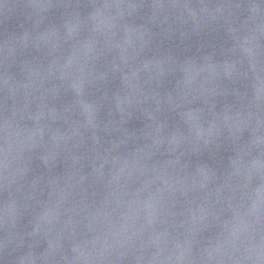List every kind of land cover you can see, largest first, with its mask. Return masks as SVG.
Segmentation results:
<instances>
[{"label":"water","instance_id":"obj_1","mask_svg":"<svg viewBox=\"0 0 264 264\" xmlns=\"http://www.w3.org/2000/svg\"><path fill=\"white\" fill-rule=\"evenodd\" d=\"M33 264H264V0H79Z\"/></svg>","mask_w":264,"mask_h":264}]
</instances>
